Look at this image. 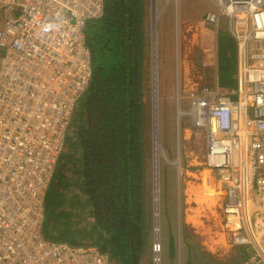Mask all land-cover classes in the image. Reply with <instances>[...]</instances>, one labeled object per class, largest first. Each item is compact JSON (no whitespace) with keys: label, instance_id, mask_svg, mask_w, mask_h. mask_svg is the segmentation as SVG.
Segmentation results:
<instances>
[{"label":"built area","instance_id":"obj_1","mask_svg":"<svg viewBox=\"0 0 264 264\" xmlns=\"http://www.w3.org/2000/svg\"><path fill=\"white\" fill-rule=\"evenodd\" d=\"M211 1L205 21L216 31L230 22L244 76L229 91H190L177 117L205 133L201 183L223 194L221 229L245 247L240 264H264V0ZM102 14L103 0H0V264H110L92 246L41 235L44 196L91 80L84 25Z\"/></svg>","mask_w":264,"mask_h":264},{"label":"trees","instance_id":"obj_2","mask_svg":"<svg viewBox=\"0 0 264 264\" xmlns=\"http://www.w3.org/2000/svg\"><path fill=\"white\" fill-rule=\"evenodd\" d=\"M149 3L103 0V15L87 22L91 80L81 108L72 114L43 202L45 240L92 246L110 264H141L150 244L143 101ZM85 213L91 217L87 227L81 224ZM74 221L79 232L69 234ZM50 222L59 227L56 233L48 231Z\"/></svg>","mask_w":264,"mask_h":264},{"label":"rangeland","instance_id":"obj_3","mask_svg":"<svg viewBox=\"0 0 264 264\" xmlns=\"http://www.w3.org/2000/svg\"><path fill=\"white\" fill-rule=\"evenodd\" d=\"M209 10L217 11L216 5L211 0H150L149 12L145 17L147 70H150V75L145 80V87H149V93L146 101L148 113L144 127L146 131L147 129L149 131L146 164L150 169L151 199L148 201V206L151 207L152 221L148 253H152V243L156 234H159L161 264H240L246 258L245 247L231 244L228 236L221 230V196L216 198L213 211L202 210L201 206L197 208L201 204L194 200L192 194L200 188V171L205 154V133L195 127L192 128L187 116H181L179 119L176 112V96L179 98L177 106L179 104L182 110L189 108V94L182 90L181 76L179 75L178 78L179 86L175 81L178 77L176 59L182 47V38L184 41L189 39L188 43H190L189 37L196 35L200 26L201 34L203 33L204 39L213 48L215 45L218 48L222 46L223 26L221 24L216 33L215 28L206 23L205 12ZM197 57L198 55L194 57L195 65ZM205 69L209 74L212 69L210 59ZM212 70L215 73V68ZM220 71H222L221 61ZM84 98V94L80 96L74 110L81 108L80 102ZM70 129L68 127L67 132ZM154 135L157 136L161 148L157 158L153 155ZM155 170L156 194L153 182ZM187 188H189L188 193ZM154 198L158 199L157 208H155ZM154 212L158 213V223L153 216ZM45 217L46 220L49 219L47 212ZM186 218H192L193 222H187ZM90 221V214L85 213L81 224L84 223L87 227ZM73 225V229H67L69 234L79 232L75 221ZM158 226L159 233L155 234L153 227ZM47 229L56 233L59 227L50 222L47 224ZM220 231L223 235L218 236ZM80 232L81 236H85L83 231ZM217 236L220 239H216ZM199 242L202 248H204L203 245L210 246L212 251L210 256L203 250L200 252L199 245V248L196 247ZM147 257L148 255L145 254L142 263L146 262Z\"/></svg>","mask_w":264,"mask_h":264},{"label":"crops","instance_id":"obj_4","mask_svg":"<svg viewBox=\"0 0 264 264\" xmlns=\"http://www.w3.org/2000/svg\"><path fill=\"white\" fill-rule=\"evenodd\" d=\"M207 12H205L206 15ZM156 15V14H155ZM157 16V15H156ZM154 16V18H156ZM197 22L199 20H196ZM185 22V21H183ZM188 22V21H187ZM221 24L223 26V43L222 46L218 48V46L213 48L205 39L203 33L201 34V27L198 28V33L196 35H192V37H189L191 42L193 44L188 43L189 39H186L184 41V38H182L181 42V49L178 54V58L176 59L177 65L176 69L178 72V77H176V83L177 86H179L178 78L179 75L181 76L182 84V90L185 93H190V91L198 90L203 87L215 89L219 88L220 90L229 91L232 89H236L238 84L241 83L244 72L243 67L245 63L244 55L242 51H240L232 38L230 34V22L227 21L226 18H221L217 31L221 27ZM212 27V26H211ZM216 31V33H217ZM170 33H171V27H170ZM184 36V35H183ZM228 47V48H227ZM231 47V48H229ZM224 48H227L224 50ZM179 51V50H178ZM198 55L197 57V64L195 65L194 57ZM194 56V57H193ZM211 60L212 69L215 68V73H213V70L211 69L210 73L208 74L207 70L205 69L207 67L208 60ZM220 61H221V69L220 71ZM202 62V63H201ZM147 64L145 65V74H144V90H143V101L146 104L148 93H149V87H145V80H147L148 75H150V70H147ZM189 72V73H188ZM188 73V74H187ZM149 83V82H148ZM176 100V108L179 107V104L177 106V103H179V100L177 101V96L175 97ZM185 111V110H184ZM194 128V127H192ZM189 130L190 129H186ZM185 130V131H186ZM189 134V133H188ZM186 134V135H188ZM149 169V168H148ZM149 180H150V169H149ZM210 185V184H209ZM209 185H206L209 186ZM150 189V185L148 188V191ZM187 193L189 191V188H187ZM208 191V189L203 188V184L200 182V188L196 190L192 195L195 201L200 203V198L203 199V196L205 197V191ZM203 191V192H202ZM202 193V194H201ZM211 193V192H210ZM210 196H214V194H210ZM213 193H215V199L218 196H221V215H222V204H223V194L222 192H217L213 185ZM203 195V196H202ZM151 196V192H150ZM206 198V197H205ZM200 208V205L199 207ZM207 209V208H203ZM199 212V211H198ZM203 213V211H202ZM220 215V222L222 221ZM187 222H193L192 218H186ZM222 224V223H221ZM220 224V227H221ZM152 225V221L150 223V227ZM222 230V229H221ZM224 233V232H223ZM222 232L218 234L220 236ZM225 234V233H224ZM223 235V234H222ZM216 237V239H220V237ZM209 243V239L206 240ZM228 241V240H227ZM203 244V241H202ZM200 247V242L196 245L197 248ZM204 248L200 247V252L203 250V252L207 255H211L212 251L210 249V246L203 245ZM215 246V245H213ZM148 257L145 259V263L141 264H152V254L151 252L147 254Z\"/></svg>","mask_w":264,"mask_h":264},{"label":"bare ground","instance_id":"obj_5","mask_svg":"<svg viewBox=\"0 0 264 264\" xmlns=\"http://www.w3.org/2000/svg\"><path fill=\"white\" fill-rule=\"evenodd\" d=\"M194 57V56H193ZM202 63V62H201ZM153 64V63H152ZM189 73V72H188ZM187 73V74H188ZM176 81V80H175ZM156 83V82H155ZM157 123V122H156ZM154 157L155 158H157V153H158V151H159V153H161V151H160V147H159V143H158V139H157V136L156 135H154ZM164 157V156H163ZM162 157V158H163ZM159 158V157H158ZM165 159V158H164ZM158 160V159H157ZM173 160V159H172ZM168 161H169V159H168ZM156 162V161H155ZM167 162V161H166ZM169 163V162H168ZM171 163V162H170ZM159 164V163H158ZM171 165H174L173 163H171ZM155 166V165H154ZM176 167V166H175ZM156 169V168H155ZM153 180V179H152ZM154 191H155V194L157 193L156 192V187H157V175H156V170H155V176H154ZM153 184V183H152ZM204 184V183H203ZM213 180H211L210 181V185L209 186H207L208 187V191H205V197L203 196V199H201V201H200V203L199 204H201L200 206H201V209L202 210H204L203 208H207V209H209V210H212L213 209V207H215V204H216V199H215V193H213ZM178 187V186H177ZM203 188H204V185H203ZM177 189V188H176ZM203 192V191H202ZM212 193V194H214V196L212 197V196H210V195H208V193ZM210 193V194H211ZM202 194V193H201ZM156 196V195H155ZM153 198V197H152ZM154 202H155V208H157V206H158V199L157 198H154ZM218 204V203H217ZM154 206V205H153ZM213 211V210H212ZM201 212V211H200ZM203 214V213H202ZM155 217L154 218H156V220L155 221H157V219H158V213L157 212H155ZM157 223H158V221H157ZM185 230V229H184ZM179 234V233H178ZM179 238V237H178ZM137 262V261H136ZM118 264V263H117Z\"/></svg>","mask_w":264,"mask_h":264},{"label":"clouds","instance_id":"obj_6","mask_svg":"<svg viewBox=\"0 0 264 264\" xmlns=\"http://www.w3.org/2000/svg\"><path fill=\"white\" fill-rule=\"evenodd\" d=\"M103 12H104V6H103ZM103 15V14H102ZM101 17V16H100ZM99 17V18H100ZM96 19H98V18H96ZM96 19H90V20H88V21H91V20H96ZM87 21V22H88ZM87 22L85 23V25H84V32H85V26H86V24H87ZM84 37H85V34H84ZM86 44V43H85ZM91 67H92V65H91ZM92 73V72H91Z\"/></svg>","mask_w":264,"mask_h":264},{"label":"flooded vegetation","instance_id":"obj_7","mask_svg":"<svg viewBox=\"0 0 264 264\" xmlns=\"http://www.w3.org/2000/svg\"><path fill=\"white\" fill-rule=\"evenodd\" d=\"M152 251V250H151ZM152 254V253H151ZM152 261V260H151Z\"/></svg>","mask_w":264,"mask_h":264}]
</instances>
